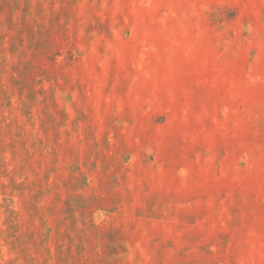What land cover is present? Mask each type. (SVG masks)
Returning <instances> with one entry per match:
<instances>
[{
    "label": "rangeland",
    "instance_id": "rangeland-1",
    "mask_svg": "<svg viewBox=\"0 0 264 264\" xmlns=\"http://www.w3.org/2000/svg\"><path fill=\"white\" fill-rule=\"evenodd\" d=\"M0 264H264V0H0Z\"/></svg>",
    "mask_w": 264,
    "mask_h": 264
}]
</instances>
